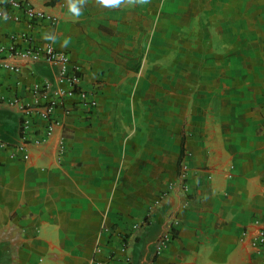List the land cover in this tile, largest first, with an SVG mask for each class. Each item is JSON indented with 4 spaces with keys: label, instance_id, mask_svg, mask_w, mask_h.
Returning <instances> with one entry per match:
<instances>
[{
    "label": "crops",
    "instance_id": "0c3cea01",
    "mask_svg": "<svg viewBox=\"0 0 264 264\" xmlns=\"http://www.w3.org/2000/svg\"><path fill=\"white\" fill-rule=\"evenodd\" d=\"M222 1L209 30L173 20L176 0H32L57 23L0 19V45L27 34L68 54L97 102L67 98L40 143L38 115L24 123L7 102L32 106L35 85L67 92L59 64L0 71V264H263L244 231L264 218V0Z\"/></svg>",
    "mask_w": 264,
    "mask_h": 264
},
{
    "label": "built area",
    "instance_id": "2783aa9c",
    "mask_svg": "<svg viewBox=\"0 0 264 264\" xmlns=\"http://www.w3.org/2000/svg\"><path fill=\"white\" fill-rule=\"evenodd\" d=\"M20 13L19 14H15ZM7 16V19L4 17ZM27 22L28 26L34 27L42 21L47 20L50 24H56L58 19L53 16H48L42 11L38 10L32 2V0H0V19L13 20L20 22L22 20ZM26 43L25 47H21L18 44V40ZM20 59L25 63L34 62L39 59H45L49 62H56L59 64V78L61 82L69 84L70 89L67 92H57L54 94V98L47 99V86L35 85L32 87L31 92L34 99L33 105L22 104L19 100L15 99L8 101L10 106L20 107L24 123H27L28 118L33 114L38 115L39 119L45 124V130L41 135L39 142L43 143L47 141L54 133L55 127L60 124V121L55 118L54 114L57 108L61 107L65 115L71 113V109L65 106V100L74 96H81L83 99L77 103L85 108L94 109L97 107V102L94 99L86 100L88 94L84 92L79 82L81 79L80 66L73 64L68 54L55 50L53 47H41L34 44L31 38L27 34H22L21 37L11 35L8 37V43L0 45V71L5 70L12 73H19L21 66L15 63V60ZM63 141L59 143L58 153L61 156L63 153ZM28 155L24 156L27 160ZM187 166L181 165L180 178L184 181L187 177ZM181 190L186 192L188 190L187 185L182 184ZM137 228V226H134ZM244 239L247 241L248 246L252 249V252L262 260L264 264V218L257 219L253 222L250 229L244 231ZM169 238L162 237L157 246L156 254L159 255L166 247ZM125 250V246L122 247V251ZM100 248L97 246L95 255L100 253ZM125 263L130 264V258H125Z\"/></svg>",
    "mask_w": 264,
    "mask_h": 264
},
{
    "label": "rangeland",
    "instance_id": "374dc122",
    "mask_svg": "<svg viewBox=\"0 0 264 264\" xmlns=\"http://www.w3.org/2000/svg\"><path fill=\"white\" fill-rule=\"evenodd\" d=\"M177 3L173 5V13H172V19L178 20L181 22V26L186 27V23L192 22V26L194 29L196 27L199 28H205V30H209L213 28V25H222V19L223 14L225 12V7L228 5H224L222 0H176ZM220 2V3H219ZM163 3V0H158L157 7L160 8V4ZM166 3V2H165ZM164 3V4H165ZM164 8L165 5H162ZM244 7V6H241ZM227 9V8H226ZM166 11L164 9L158 10V13H161L164 15ZM191 26V28H192ZM176 40V38H175ZM175 46L179 47V45H174L173 48V62L174 65L180 67V50L177 51L175 49ZM160 50V49H159ZM159 53V52H158ZM162 55H164L162 53ZM191 56L194 54H190ZM177 56V57H176ZM160 61V59L158 60ZM159 64V63H158ZM164 63L161 61V63L158 66H163ZM195 71L194 69H189ZM156 71L158 72V76L164 77L165 75H168V73L173 72V76H176L175 74L177 72L181 71V68H173L172 71H169L168 69L157 68ZM158 93L163 94L164 93V84L161 82H158L157 84ZM195 88H197L196 85L192 86L193 91H195Z\"/></svg>",
    "mask_w": 264,
    "mask_h": 264
},
{
    "label": "clouds",
    "instance_id": "9594fccd",
    "mask_svg": "<svg viewBox=\"0 0 264 264\" xmlns=\"http://www.w3.org/2000/svg\"><path fill=\"white\" fill-rule=\"evenodd\" d=\"M82 2V0H81ZM105 2L109 5V6H119L122 3V0H105ZM73 12H75L77 15L80 14V8L78 5L73 4V8H72ZM8 17L5 16L4 19H7Z\"/></svg>",
    "mask_w": 264,
    "mask_h": 264
},
{
    "label": "trees",
    "instance_id": "16d2710c",
    "mask_svg": "<svg viewBox=\"0 0 264 264\" xmlns=\"http://www.w3.org/2000/svg\"><path fill=\"white\" fill-rule=\"evenodd\" d=\"M184 143H183V140H182V148H181V155H180V159L178 161V165L181 166V162H182V158H183V150H184Z\"/></svg>",
    "mask_w": 264,
    "mask_h": 264
}]
</instances>
